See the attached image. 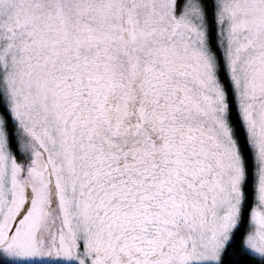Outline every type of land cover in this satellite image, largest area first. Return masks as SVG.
<instances>
[{"label":"snow or ice","instance_id":"snow-or-ice-1","mask_svg":"<svg viewBox=\"0 0 264 264\" xmlns=\"http://www.w3.org/2000/svg\"><path fill=\"white\" fill-rule=\"evenodd\" d=\"M0 264H264V0H0Z\"/></svg>","mask_w":264,"mask_h":264}]
</instances>
